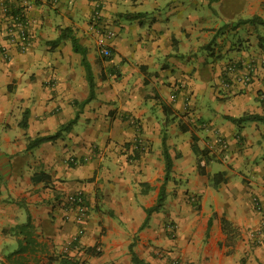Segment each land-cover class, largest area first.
I'll list each match as a JSON object with an SVG mask.
<instances>
[{
    "label": "crops",
    "instance_id": "obj_1",
    "mask_svg": "<svg viewBox=\"0 0 264 264\" xmlns=\"http://www.w3.org/2000/svg\"><path fill=\"white\" fill-rule=\"evenodd\" d=\"M93 12L92 0H28L25 45L0 53V264H134L130 246L144 264H264V123L232 120L264 118V0H104L99 22ZM65 29L93 73L83 106L89 87L80 56L59 39ZM105 31L115 72L103 79ZM230 62L253 67L247 85L223 80ZM76 114L69 131L27 149ZM163 134L172 168L147 218L164 178ZM135 142L147 148L127 162L124 144ZM76 191L81 223L62 209Z\"/></svg>",
    "mask_w": 264,
    "mask_h": 264
},
{
    "label": "built area",
    "instance_id": "obj_2",
    "mask_svg": "<svg viewBox=\"0 0 264 264\" xmlns=\"http://www.w3.org/2000/svg\"><path fill=\"white\" fill-rule=\"evenodd\" d=\"M52 2H58L59 0H51ZM94 2V12L92 14L93 20L99 22L100 10L102 9L104 0H92ZM20 7L16 10H9L8 8L1 6V15L5 17V23L7 27L3 28L0 26V53L5 54L9 45H16L23 47L25 44V31H24V14L23 10L28 6V0H20ZM2 33L4 35L2 36ZM113 33L105 31V34L101 35V38L97 39V48L102 56L110 55L109 41L112 39ZM253 73V67L251 65H239L235 62L228 63L223 70V80H228L233 76L236 82L245 86L247 85ZM174 98L173 95L170 96ZM216 142L222 146L225 145V141L216 136ZM68 161H72L69 160ZM82 191H76L71 194H67L62 203V209L65 213V219L72 218L75 223H81L85 219V208H84V197ZM256 203V202H255ZM77 243V237H73L69 246H73ZM69 248H65L67 251ZM96 251L99 248L96 247ZM177 264V263H172Z\"/></svg>",
    "mask_w": 264,
    "mask_h": 264
},
{
    "label": "trees",
    "instance_id": "obj_3",
    "mask_svg": "<svg viewBox=\"0 0 264 264\" xmlns=\"http://www.w3.org/2000/svg\"><path fill=\"white\" fill-rule=\"evenodd\" d=\"M123 17L126 18V19H130L131 15H125ZM250 21H255V20L252 19ZM59 39L60 40H69L70 43H71L72 51L74 53L78 54L80 56V58H81V65H82V67L84 69L85 78H86V81H87L88 87H89L88 98L86 100H84L79 105V106H83V105L87 104L88 102H90L95 96V83H94L93 73H92L90 64L87 61V56H86L87 50L79 44V42L75 38V36L72 35V31L70 29L62 30L60 32ZM111 52H113L112 49L110 50V53ZM144 84L146 86H148L149 96L152 99L157 100V101L161 99L160 96L158 95L157 91L154 89L153 85L150 82H148L147 80H144ZM163 108H164V110H166L165 106H163ZM25 114L26 113H24L23 119H22V121L20 123V125L22 127H26V115ZM77 119H78V114H76L75 117L72 120H70L65 126H62L54 135L36 137L35 139L29 141L28 145H27V149L28 150L32 149L33 147H35V146H37V145H39V144H41L43 142H48V141H52V140H55V139L59 138L60 135L63 132H67V131L70 130V128L77 122ZM232 120L234 122H238V123L246 122V121H258V122L264 123V118L260 117V116H257V115L243 116V117H241L239 119H232ZM165 140H166V136H165V134H163L162 135V142H161L162 152H163V160H164V178H163V183H162V185L160 187L155 206L150 208V209H148V210H146L147 218L149 217L151 212L158 211L162 207L163 202H164V200L166 198V196H165V186H166L167 181L170 178V172H171V168H172V160H171V157H170V155L168 153ZM192 151H193V153L196 156H200V157L201 156H206V153H207L206 149L199 150L195 146L192 147ZM200 166H201V164H200ZM217 176H219V174H217ZM41 177H45V175L41 174ZM96 247L92 249L93 250L92 251V255H99L100 252L95 250ZM129 251L131 253V261L134 264H144L141 260H139L134 255V253L132 252L131 246L129 247ZM66 264H76V263H71V262L67 261ZM81 264H84V263H81Z\"/></svg>",
    "mask_w": 264,
    "mask_h": 264
},
{
    "label": "rangeland",
    "instance_id": "obj_4",
    "mask_svg": "<svg viewBox=\"0 0 264 264\" xmlns=\"http://www.w3.org/2000/svg\"><path fill=\"white\" fill-rule=\"evenodd\" d=\"M98 51V49H97ZM98 54L97 56H100L101 57V61L103 63H105V65H100L97 69V76L99 78H103L105 79L107 76H109L110 74H114V68L113 67H109L108 66V62L112 59L113 57V52L110 53L109 56H102L99 51H98ZM109 57V58H108ZM108 58V59H107ZM133 144V146H132ZM124 151H123V154L125 155V160L127 162H133V160L137 157V155L139 153H144L145 150H146V144L142 143V142H138V143H126L124 144ZM129 150H131V152H129ZM189 201V202H188ZM188 201L186 202L187 204V207L191 206L194 211L195 210H198L200 211V205L196 204L197 203V200H191V198L188 199ZM175 227L174 225L171 223L169 225V229L168 231L165 233L166 237L170 240V241H174L176 240V237H175Z\"/></svg>",
    "mask_w": 264,
    "mask_h": 264
}]
</instances>
